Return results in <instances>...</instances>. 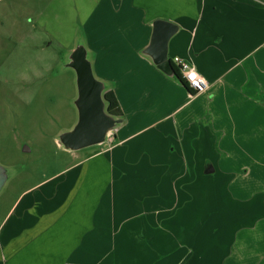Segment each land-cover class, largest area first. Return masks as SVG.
I'll use <instances>...</instances> for the list:
<instances>
[{
	"label": "crops",
	"instance_id": "0c3cea01",
	"mask_svg": "<svg viewBox=\"0 0 264 264\" xmlns=\"http://www.w3.org/2000/svg\"><path fill=\"white\" fill-rule=\"evenodd\" d=\"M155 20L178 27L168 57L205 92L142 54ZM88 22L123 123L19 193L0 264H264V0H99ZM233 178L250 206L222 211L215 189Z\"/></svg>",
	"mask_w": 264,
	"mask_h": 264
},
{
	"label": "rangeland",
	"instance_id": "374dc122",
	"mask_svg": "<svg viewBox=\"0 0 264 264\" xmlns=\"http://www.w3.org/2000/svg\"><path fill=\"white\" fill-rule=\"evenodd\" d=\"M98 4L99 0L0 3V166L10 175L0 193V216L23 189L70 164V152L56 142L77 122L76 76L66 67V56L83 41L93 75L101 80L94 66L96 43L106 37L97 36L96 27L88 25ZM217 175L222 176L218 170ZM234 178L229 189H215L222 211L250 206L237 195L253 191L241 190V181Z\"/></svg>",
	"mask_w": 264,
	"mask_h": 264
},
{
	"label": "water",
	"instance_id": "95a60500",
	"mask_svg": "<svg viewBox=\"0 0 264 264\" xmlns=\"http://www.w3.org/2000/svg\"><path fill=\"white\" fill-rule=\"evenodd\" d=\"M177 30L178 27L168 21H153L149 43L142 51L161 73L176 80L175 70L168 57V43ZM66 57V67L72 69L76 76L77 97L74 106L77 122L71 130L62 133L56 142L58 147L72 153L105 143L121 126L123 118L107 112L104 94L109 91L110 84L93 75V62L84 42L77 44ZM24 151L28 149L24 147ZM9 177V171L0 166V193Z\"/></svg>",
	"mask_w": 264,
	"mask_h": 264
},
{
	"label": "built area",
	"instance_id": "2783aa9c",
	"mask_svg": "<svg viewBox=\"0 0 264 264\" xmlns=\"http://www.w3.org/2000/svg\"><path fill=\"white\" fill-rule=\"evenodd\" d=\"M170 61L178 70L181 80L186 83L194 94H201L207 90V81L195 70L191 63L179 57H174Z\"/></svg>",
	"mask_w": 264,
	"mask_h": 264
},
{
	"label": "trees",
	"instance_id": "16d2710c",
	"mask_svg": "<svg viewBox=\"0 0 264 264\" xmlns=\"http://www.w3.org/2000/svg\"><path fill=\"white\" fill-rule=\"evenodd\" d=\"M172 64V63H171ZM174 70H175V73H176V77H177V80L188 90L190 91L192 94H194L189 88L188 86L186 85V83L184 81L181 80L180 78V75L178 73V70L175 68V66L172 64ZM104 99L107 103V112L110 114V115H113V116H117V117H122V111L119 107V104H118V101H117V98L114 94V92L112 90H109L107 91L105 94H104Z\"/></svg>",
	"mask_w": 264,
	"mask_h": 264
}]
</instances>
